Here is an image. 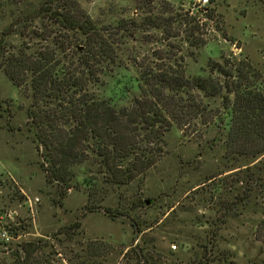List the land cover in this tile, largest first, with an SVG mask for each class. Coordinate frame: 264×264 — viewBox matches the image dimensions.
Wrapping results in <instances>:
<instances>
[{
    "label": "trees",
    "instance_id": "1",
    "mask_svg": "<svg viewBox=\"0 0 264 264\" xmlns=\"http://www.w3.org/2000/svg\"><path fill=\"white\" fill-rule=\"evenodd\" d=\"M149 4L141 19L102 24L78 0H0L12 18L0 38V68L32 100L28 126L46 182L60 188L59 204L74 168L85 163L107 183L129 185L161 161L173 127L196 132L220 123L226 133L218 176L232 171L239 200L223 210L259 212L254 238L264 245V76L248 58L233 55L210 61L206 75H189L187 60L207 45L204 20L213 12ZM151 31L157 35L146 37ZM14 35L26 41L19 48L8 41ZM124 63L136 71L135 86L121 98L99 95L103 76ZM50 247L46 239L24 240L1 264H51ZM137 248L149 263L153 257Z\"/></svg>",
    "mask_w": 264,
    "mask_h": 264
},
{
    "label": "rangeland",
    "instance_id": "2",
    "mask_svg": "<svg viewBox=\"0 0 264 264\" xmlns=\"http://www.w3.org/2000/svg\"><path fill=\"white\" fill-rule=\"evenodd\" d=\"M78 1L102 24L141 19L149 3L199 10L191 0ZM207 8L214 14L204 20L208 43L187 60L188 74L206 75L210 61L233 55L248 58L264 76V0H210ZM11 20L10 9L0 6V38ZM156 35L151 31L146 37ZM8 41L13 48L26 42L18 35ZM155 47L143 46L140 52ZM102 79L97 93L121 98L135 86L136 71L124 63ZM31 102L0 68V264L10 248L29 239L50 242L51 264H262L264 245L254 238L261 214L223 210L224 203L239 202L232 171L218 176L224 170L223 124L196 132L173 127L161 161L129 185L107 183L90 163L77 166L59 204L60 188L47 184L29 130ZM139 246L153 257L149 263L137 257Z\"/></svg>",
    "mask_w": 264,
    "mask_h": 264
},
{
    "label": "built area",
    "instance_id": "3",
    "mask_svg": "<svg viewBox=\"0 0 264 264\" xmlns=\"http://www.w3.org/2000/svg\"><path fill=\"white\" fill-rule=\"evenodd\" d=\"M192 4L195 8H198L199 10L207 7V5L210 3V0H191Z\"/></svg>",
    "mask_w": 264,
    "mask_h": 264
}]
</instances>
